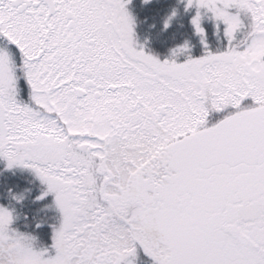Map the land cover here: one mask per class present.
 <instances>
[{
  "label": "snow or ice",
  "instance_id": "6c2138e0",
  "mask_svg": "<svg viewBox=\"0 0 264 264\" xmlns=\"http://www.w3.org/2000/svg\"><path fill=\"white\" fill-rule=\"evenodd\" d=\"M0 264H264V0H0Z\"/></svg>",
  "mask_w": 264,
  "mask_h": 264
},
{
  "label": "trees",
  "instance_id": "16d2710c",
  "mask_svg": "<svg viewBox=\"0 0 264 264\" xmlns=\"http://www.w3.org/2000/svg\"><path fill=\"white\" fill-rule=\"evenodd\" d=\"M137 3H138V0H137ZM145 15H148V13L146 12L140 13L141 21L138 23V27L136 29L141 41H143V39L146 36L151 35L152 42L150 46L154 50L161 52V54L166 52V49L168 46H171L174 43L181 42L183 37L181 36L179 32L176 31L175 27H173L172 29H169L168 32L157 35L161 27L158 19L154 21L153 18L149 16V20L147 22H143V17ZM153 22L156 23L155 29L149 28V24ZM173 33H175V36H173Z\"/></svg>",
  "mask_w": 264,
  "mask_h": 264
}]
</instances>
